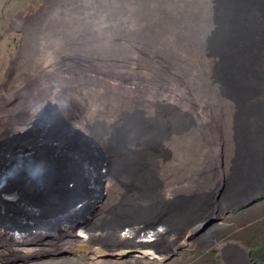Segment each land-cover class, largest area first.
<instances>
[{
	"label": "bare ground",
	"instance_id": "1",
	"mask_svg": "<svg viewBox=\"0 0 264 264\" xmlns=\"http://www.w3.org/2000/svg\"><path fill=\"white\" fill-rule=\"evenodd\" d=\"M93 1V10L85 11L76 27L69 29L70 34L75 35L71 40L73 52L70 48L62 52L59 47L62 55L56 56L54 64L71 65L78 61L108 75L106 87L95 90L98 100L108 98L114 104L103 105L100 101L98 108H94L93 99L89 100L82 92L76 93L77 87H59L52 89L40 102L25 103L21 107L22 114L25 111L37 114L41 126L60 129L65 139L57 145L40 146L41 142L34 138L32 127L26 125L22 116L14 122L17 126L12 134L4 142L0 141V169L7 168L17 154L49 161L54 171L48 184L53 183L51 187L64 193L66 204L60 203L62 199L55 195L54 208L57 209L51 211L47 186L40 190L22 181L20 187L26 203L14 214L5 205L6 201H13L14 194L8 195L10 199L0 194V264H54L52 260H43L51 254L42 255L44 249L55 246L53 231H70L68 242L90 248L94 237L89 231L93 232L99 222V231L111 232L114 234L111 236L119 240L120 244L113 245L114 250L125 245L139 247L135 251L119 250L113 254L94 249L84 256L86 264H160V255H155L161 252L157 245L142 246L148 243L134 240L123 244L121 239L143 235L146 228L153 229L151 234L156 236L191 237L197 229L213 227L221 215L240 205L248 207L264 197V0H172L171 3L138 0L137 14L127 11L119 17L117 12L126 8L123 3V7L115 6L114 10L105 8L108 25L100 26V30L94 21L103 7H97L101 1ZM14 57L8 54V62ZM38 62L37 72L41 74L45 70L43 59ZM152 62L159 64L156 72L162 75L169 68L179 70L173 76L169 73L176 82L164 83V88L143 85L142 73L146 75L143 69L151 68ZM189 66L191 73L186 74ZM61 69L53 68L51 73L64 74L65 70ZM7 70L10 69L3 73L8 75ZM183 79L191 89L187 84L182 85ZM123 81H127L124 86ZM201 88L205 89L201 92ZM157 90L161 93L159 96L155 95ZM174 90H179L177 94L181 99L184 95L189 97L193 91L195 94L190 98L199 101L200 110L208 106L210 110L218 107L219 111L225 104L232 105L231 111L220 120L229 135L232 157L219 193L209 191L194 199L172 195V200L158 183L161 179L158 170L171 161L166 162L168 148L173 142L175 144L174 134L178 130L176 106L170 100L181 99L177 94L172 97L168 94ZM18 94L11 97H18ZM0 97H4L3 90ZM200 114L192 119L198 123H193V131L197 129L200 134L207 135L209 129L205 128H208L210 117L207 119L203 111ZM81 130L100 145L102 166L90 160L88 149L73 139L74 132ZM152 144L158 151L150 149ZM76 166L84 169H76ZM102 167H107L113 180L110 182L117 189L116 200L123 198L125 190L131 205L140 209L138 214L108 221L104 217L105 210L99 207L101 210L95 219L82 218L83 212L91 211L111 194L110 186L104 189V184L101 186L98 180L90 179V176L101 174ZM125 183L129 185L128 190ZM165 196L169 201L166 206L161 203ZM210 198L216 202L205 214ZM42 206L47 210H41ZM81 232L86 234L87 241L77 235ZM209 233L202 236L206 239L204 243L212 237Z\"/></svg>",
	"mask_w": 264,
	"mask_h": 264
},
{
	"label": "rangeland",
	"instance_id": "2",
	"mask_svg": "<svg viewBox=\"0 0 264 264\" xmlns=\"http://www.w3.org/2000/svg\"><path fill=\"white\" fill-rule=\"evenodd\" d=\"M99 1L101 2L97 3V7L101 9L100 5H102V10L105 8L107 9V7L114 10L115 6H122L123 3L126 8L121 12H117L119 17L124 16L123 13L127 11L128 14H137L135 12V7L138 6V0H135L136 4L134 0ZM164 1L166 3L172 2V0ZM93 2V0H89L88 2H86V0H0V93L1 90L4 92V97H0V141L3 140L4 142V140L12 134L11 131L17 126L14 125V122L22 118V116H24L26 125L32 127V135L34 138L38 139L37 141H39V143L41 142L40 146H44L45 143L57 145L60 141H64V133L58 128L51 129L46 126H41V120L37 114L34 115L32 111H25L22 114L23 108L21 107H23L25 103L26 105L36 104L55 88L60 87L69 89L77 87L76 93L82 92L89 97V100H94H91L94 108H98L100 101L103 105L114 104V101H110L108 98L98 100L97 90H95V88L106 87L105 78L108 79V75H102L101 71L91 69L92 67L85 66L78 61L73 62L71 65L68 63L63 64L64 66L54 64L57 60L56 56L62 55L61 51L65 52L67 48H70L69 50L72 49L71 40L75 35L70 34V30L76 27L79 17L85 16V11L90 9L93 10L95 6V2ZM106 9L104 11L101 10V13L94 21L98 30L108 25L106 22L107 18L105 17ZM117 14L116 16L118 17ZM140 16L142 17L141 14ZM120 22H124L123 18H121ZM71 52H73V50H71ZM10 53L15 55V57L13 61L9 63L7 55ZM137 55L138 57H135L140 59L141 56L139 54ZM39 57L43 59L45 67V70L43 69L41 74L37 72L38 68H40V63L38 62L40 60ZM22 60L24 61L22 62ZM142 61L143 60H140V62ZM151 64V68H145L146 70L143 69V72L146 73V75L142 73L143 85L148 87L153 84V86L159 85L164 88L163 85L171 84L173 80L176 82V78L169 76V73L173 76V74L178 73L179 70L170 68L168 71L166 70L164 74H168L169 78L164 74L163 76L161 72H156V69H158L157 65L159 66V64H155L154 62ZM60 67L62 68L61 70H65L64 74L60 72L55 74L51 73V69ZM7 68L10 69L7 70L8 75L3 73ZM191 69L192 68L189 66L186 74H190ZM113 70H115V68ZM146 78L148 79L146 80ZM125 83H127V81H123V86ZM187 83L188 82L184 79L182 80V85ZM187 86L189 85L187 84ZM189 89H191L190 86ZM202 89L205 88H201V92L203 91ZM167 90L169 91V89ZM174 91L168 93L170 97L177 94L179 90ZM187 92H189V90ZM15 94H18V97L12 98L11 95L14 96ZM160 94L158 90L155 92L156 96ZM192 94L195 93L192 91L189 97L186 98L184 95L182 99L180 98L182 96L177 94V97L181 100H176L177 102H174V98L170 100V103L176 106L175 114L177 115H175V118L178 130L174 134L175 144L174 142L172 144L174 147L169 146V158H166V162L170 159L172 162L170 161L168 165L166 164V166L164 165L162 168H159L158 174L161 179H158V183L160 187L164 188L167 197L169 196L172 200H174L172 195L180 194L183 197L194 199L203 197L202 194L209 191L219 193L223 187L224 179L228 171L227 169L230 166V158L232 157L230 140H227L229 139L228 132L225 126H221L220 122L221 117L225 113L231 111L232 105L227 104L226 106V104L224 105L222 103L224 106H222L219 111H217L218 107L210 110L208 106L200 110L198 105L199 101L194 100V97L193 100L190 98ZM61 102L63 104L65 103L64 101ZM201 111H203L207 119L209 117L214 119L212 121L210 118L208 119V128H205L209 129L207 135L200 134L196 131L197 129L193 131L192 125L198 123L197 120L194 122L192 119L200 114ZM138 114L144 115V112H139ZM181 124H187L188 126L183 127L180 126ZM73 136H75L73 139L78 145L88 149L90 160L102 166L100 158H102L103 155L100 145L96 143L93 138L91 139L85 130L76 131ZM151 146L153 148L151 147L150 149L158 151V149L155 148L156 145L152 144ZM64 155L66 154L64 153ZM102 168L101 174L90 176V179L94 182L98 180L101 186L104 184L103 188L106 187V185L110 186L111 194L105 202L102 200L103 202L92 207L91 211L83 212L82 218L95 219V217L99 215L98 212L101 210L99 207L105 210L106 215L104 217L108 219V221L114 218L122 219L126 218L128 215L138 214L140 209L131 205V198H126L128 193L125 190L123 192V198L121 197L119 201L116 200L117 189L110 182L113 180L108 174L107 167ZM76 169L80 170L84 168L76 166ZM125 186L128 190L129 185L125 183ZM98 190L100 193L99 188ZM46 192H48L47 203H49L51 211H56L55 209H57L54 208L57 204H55L53 200L55 195H59L62 199L60 203L66 204L64 201V193L57 187H48L47 184ZM11 193H13L15 197L12 198L13 201H6L5 205L15 214L22 209V207L15 208L11 206L16 203L19 193L11 190H0V194L7 199H10L8 195ZM124 198L127 200L123 201ZM218 198L219 197L216 199ZM216 199H209L205 214L214 208L213 204L216 202ZM167 202L169 201L165 196L161 203L166 206ZM45 209L47 210L45 206L41 207V210ZM35 210L39 212V208L36 207ZM66 210H68V208L65 209V211ZM218 220L213 227L205 230L197 229L191 237L187 236L182 239L170 237L166 234L156 236L151 234L153 229L142 227L144 229L146 228V232H143V235L141 234L136 238L133 236L125 237L127 239H121V243L127 244L134 240L138 243H148L142 246L157 245L158 250L161 252H156L155 255H160L158 258V263L160 264H264V197L258 199L248 207L240 205L229 213L221 215ZM97 225L94 226L93 232L89 231L94 237L93 244H91L92 247L90 248L68 242L70 231H53L52 238L54 239L53 242L55 246L43 250V256L51 254L47 258L44 257L43 260H52L54 264H86V260H83L84 256H88L87 254L94 249H100L113 254L117 253L119 250L135 251L139 247L125 245L122 249L114 250L113 245L120 244L118 243L119 240H115V238L111 236L114 235L113 233L110 234L111 232L99 231ZM206 233L207 235L208 233L211 234L212 237L204 243L206 239L202 236ZM77 235L83 237L86 241L88 239L86 234L82 236L78 233ZM150 259L155 260L153 258Z\"/></svg>",
	"mask_w": 264,
	"mask_h": 264
},
{
	"label": "clouds",
	"instance_id": "3",
	"mask_svg": "<svg viewBox=\"0 0 264 264\" xmlns=\"http://www.w3.org/2000/svg\"><path fill=\"white\" fill-rule=\"evenodd\" d=\"M11 159L12 162L7 168L0 169V190L19 193V199L14 205H11L19 208L26 203L24 190L20 187V183L23 181L28 186L43 190L47 186L54 168L47 160L25 157L22 154H17ZM9 185L12 187L9 188Z\"/></svg>",
	"mask_w": 264,
	"mask_h": 264
},
{
	"label": "snow or ice",
	"instance_id": "4",
	"mask_svg": "<svg viewBox=\"0 0 264 264\" xmlns=\"http://www.w3.org/2000/svg\"><path fill=\"white\" fill-rule=\"evenodd\" d=\"M161 230H162V229H161ZM80 234H81L82 236L84 235V233H83V232H81Z\"/></svg>",
	"mask_w": 264,
	"mask_h": 264
},
{
	"label": "trees",
	"instance_id": "5",
	"mask_svg": "<svg viewBox=\"0 0 264 264\" xmlns=\"http://www.w3.org/2000/svg\"><path fill=\"white\" fill-rule=\"evenodd\" d=\"M53 183L48 184V187L51 186Z\"/></svg>",
	"mask_w": 264,
	"mask_h": 264
}]
</instances>
